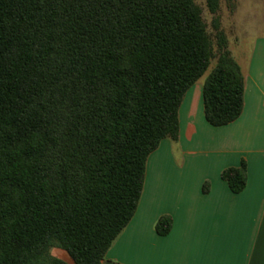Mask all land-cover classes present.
Masks as SVG:
<instances>
[{
    "label": "trees",
    "instance_id": "16d2710c",
    "mask_svg": "<svg viewBox=\"0 0 264 264\" xmlns=\"http://www.w3.org/2000/svg\"><path fill=\"white\" fill-rule=\"evenodd\" d=\"M207 7L217 54L196 0H0V264H68L53 249L104 264L138 210L149 157L178 142L183 100L215 58L206 120L242 116L221 0ZM221 177L242 193L246 161ZM172 227L163 216L155 229Z\"/></svg>",
    "mask_w": 264,
    "mask_h": 264
},
{
    "label": "crops",
    "instance_id": "0c3cea01",
    "mask_svg": "<svg viewBox=\"0 0 264 264\" xmlns=\"http://www.w3.org/2000/svg\"><path fill=\"white\" fill-rule=\"evenodd\" d=\"M237 63L245 78L242 116L212 126L204 111L205 81L188 91L178 142L162 141L149 157L138 210L104 264H264V34L246 63ZM243 160L248 183L235 194L221 174ZM163 216L173 220L167 236L155 229ZM56 257L75 264L62 250Z\"/></svg>",
    "mask_w": 264,
    "mask_h": 264
},
{
    "label": "rangeland",
    "instance_id": "374dc122",
    "mask_svg": "<svg viewBox=\"0 0 264 264\" xmlns=\"http://www.w3.org/2000/svg\"><path fill=\"white\" fill-rule=\"evenodd\" d=\"M203 11V17L208 24L209 33L213 39L216 54L217 46L215 31L212 27L213 15H211L207 0H196ZM222 28L226 32L229 42V50L240 64H245L254 40L264 34V0H221L219 12ZM217 58L204 77L205 81L217 64ZM61 250L53 249L52 254L58 256Z\"/></svg>",
    "mask_w": 264,
    "mask_h": 264
}]
</instances>
